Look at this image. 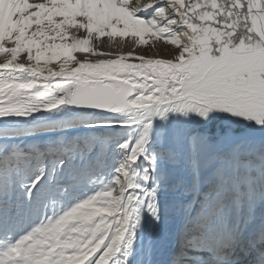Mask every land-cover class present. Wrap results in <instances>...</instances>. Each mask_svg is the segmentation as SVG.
<instances>
[{"label": "snow or ice", "instance_id": "snow-or-ice-1", "mask_svg": "<svg viewBox=\"0 0 264 264\" xmlns=\"http://www.w3.org/2000/svg\"><path fill=\"white\" fill-rule=\"evenodd\" d=\"M0 264H264V0H0Z\"/></svg>", "mask_w": 264, "mask_h": 264}]
</instances>
